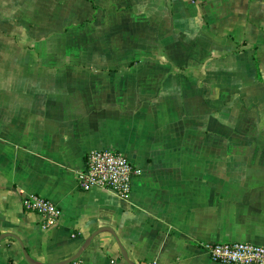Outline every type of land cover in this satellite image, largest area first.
Returning a JSON list of instances; mask_svg holds the SVG:
<instances>
[{
    "label": "crops",
    "instance_id": "crops-1",
    "mask_svg": "<svg viewBox=\"0 0 264 264\" xmlns=\"http://www.w3.org/2000/svg\"><path fill=\"white\" fill-rule=\"evenodd\" d=\"M96 149L142 169L128 198L78 187ZM93 235L81 264H129L119 242L136 264L264 245V0H0V264Z\"/></svg>",
    "mask_w": 264,
    "mask_h": 264
},
{
    "label": "built area",
    "instance_id": "built-area-1",
    "mask_svg": "<svg viewBox=\"0 0 264 264\" xmlns=\"http://www.w3.org/2000/svg\"><path fill=\"white\" fill-rule=\"evenodd\" d=\"M142 169L130 158L110 149H96L87 153L85 167L77 172L78 187L84 191L94 187L108 189L119 197H129L133 180ZM22 203L27 211L40 215L45 227H55L61 217V209L51 200L38 195L21 193ZM204 248L213 261L226 264H264V245L250 242L207 243ZM70 264H81L79 259ZM147 264H157L155 261Z\"/></svg>",
    "mask_w": 264,
    "mask_h": 264
},
{
    "label": "water",
    "instance_id": "water-1",
    "mask_svg": "<svg viewBox=\"0 0 264 264\" xmlns=\"http://www.w3.org/2000/svg\"><path fill=\"white\" fill-rule=\"evenodd\" d=\"M108 231H109V230H108ZM96 234H97V233H96ZM96 234H95V235H96ZM95 235H93L92 237H90L89 240L86 241V243L83 245V247L79 250V252H78L76 255H74L73 257H71L70 259H68V260H66V261H63V262H61V263H57V264H70V263H72L73 261L79 259L80 256H81V254H82V252H83V251H84V250H85V249L91 244V242H92L93 238L95 237ZM115 237H116V240L119 241L118 238H117V236H115ZM2 238H3V237H1L0 240H1ZM119 245H120V248H121V251H122V253H123V257L125 258V260H126L129 264H136V263L132 262V261L129 259L126 250L123 248V246L120 244V242H119ZM24 254H25V256L29 259V255H28L27 251H24Z\"/></svg>",
    "mask_w": 264,
    "mask_h": 264
}]
</instances>
